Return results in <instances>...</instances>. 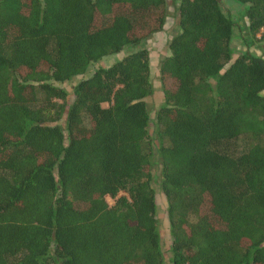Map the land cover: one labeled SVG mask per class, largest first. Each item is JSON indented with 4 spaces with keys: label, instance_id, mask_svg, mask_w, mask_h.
<instances>
[{
    "label": "trees",
    "instance_id": "16d2710c",
    "mask_svg": "<svg viewBox=\"0 0 264 264\" xmlns=\"http://www.w3.org/2000/svg\"><path fill=\"white\" fill-rule=\"evenodd\" d=\"M235 1V55L219 0L177 1L153 108L165 0H0V264H264V0Z\"/></svg>",
    "mask_w": 264,
    "mask_h": 264
},
{
    "label": "rangeland",
    "instance_id": "374dc122",
    "mask_svg": "<svg viewBox=\"0 0 264 264\" xmlns=\"http://www.w3.org/2000/svg\"><path fill=\"white\" fill-rule=\"evenodd\" d=\"M166 6H165V22L163 25V28L154 34H152L148 39L144 40L142 42V46L145 47L148 50L149 55V62L151 65V73H150V79L153 86V93L147 97V102L149 104V107H157L161 103V90H160V80H159V74H158V66L160 63V60L163 58V56H166L168 54V51L166 49V43L168 38L173 35L176 31V13H175V7L177 5L178 0H165ZM220 6L222 10L229 14L230 17L233 18L234 25H233V37L230 42V48L232 55L238 54L241 51L246 49V44L244 42L246 35L245 31V22H244V8L242 5L237 3L235 0H219ZM246 35V36H245ZM258 36V35H257ZM260 45H251V48H249L252 51H255L256 53H260L261 49L258 47ZM126 50H123L125 52ZM122 53L109 56L107 58H104L103 60H99L89 67V71H91L93 68H96L98 66H106L109 63L113 62L115 59L121 57ZM109 203H111V200H108ZM161 206L158 204V212H157V218L160 222V230L162 229L161 223L164 220L163 213H161L160 210ZM162 231V230H161Z\"/></svg>",
    "mask_w": 264,
    "mask_h": 264
}]
</instances>
